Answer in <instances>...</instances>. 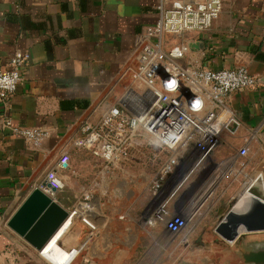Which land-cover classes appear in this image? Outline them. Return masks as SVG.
Returning a JSON list of instances; mask_svg holds the SVG:
<instances>
[{"label": "crops", "instance_id": "0c3cea01", "mask_svg": "<svg viewBox=\"0 0 264 264\" xmlns=\"http://www.w3.org/2000/svg\"><path fill=\"white\" fill-rule=\"evenodd\" d=\"M158 3L0 0V68L7 67L16 51L30 54L29 62L22 67L23 81L7 100L0 101V264H55L10 228L8 221L31 191L45 182L48 171L56 170L66 184L67 177L77 178L76 166L90 164L83 158L90 152L78 148L75 139L83 134L85 126H97L129 87L137 86L134 74L139 51L151 44L145 30L158 18ZM163 47L166 51L186 48L188 53L178 58L183 67L246 66L260 84L229 96L227 107L233 122L223 127L209 161L197 165V158L189 159L192 156L188 157L186 149L171 150L161 176L152 182L153 199L161 196L163 201L161 198L158 202L157 211L149 210L151 214L143 222L151 227L161 225L166 238L180 235L177 243L157 236L146 240L141 256L136 257V241L123 243L97 237L100 230L105 235L110 233L104 223L92 221L97 232L70 264L92 260L97 264L125 260L127 264H194L196 256L181 258L176 253L179 246H188L189 230L216 232V238H223L216 231L221 216L227 215L222 200L230 201L226 208H232L248 195L246 187L259 174L264 179V0H223V10L209 29L167 34ZM7 121L10 124L6 125ZM16 127H39L48 135L35 143L15 131ZM243 147L247 148L245 155L240 153ZM64 152L71 157L67 167L59 165ZM80 186L75 187V199L80 197ZM64 191H57L53 198L74 210ZM249 201L250 208L259 202ZM210 207L218 212L208 211ZM177 214L187 219L181 234L171 233L161 218ZM206 219L209 222L204 223ZM141 228L134 227L131 232ZM213 240H201L206 254L200 257L203 264H215L207 249ZM263 240L262 231L241 232L239 255L231 251L237 242L229 243L231 252L222 258V264H248L241 250H250Z\"/></svg>", "mask_w": 264, "mask_h": 264}, {"label": "built area", "instance_id": "2783aa9c", "mask_svg": "<svg viewBox=\"0 0 264 264\" xmlns=\"http://www.w3.org/2000/svg\"><path fill=\"white\" fill-rule=\"evenodd\" d=\"M157 9L156 22L145 30V38L151 44L139 51L134 74L137 86L129 87L97 126H85L83 134L75 139L78 148L92 151L108 167L121 163L140 134L170 151L186 149L188 157L192 156L189 159L197 158V165L209 161L220 142L223 127L233 122L227 107L229 96L260 84V79L246 66L183 67L178 58L188 50L166 51L163 47L167 34L209 29L223 10V0H159ZM29 60L28 52L16 51L7 67L0 68V101L15 93L24 78L22 67ZM14 130L35 143H41L48 135L47 130L39 127ZM240 153L245 155L247 148L243 147ZM70 161V154L64 152L59 165L67 167ZM257 177L263 179L261 174ZM38 186L53 197L65 184L56 170H50L45 182ZM168 215L161 217L167 229L173 234L181 233L187 226L186 217ZM88 264L97 263L92 260Z\"/></svg>", "mask_w": 264, "mask_h": 264}, {"label": "rangeland", "instance_id": "374dc122", "mask_svg": "<svg viewBox=\"0 0 264 264\" xmlns=\"http://www.w3.org/2000/svg\"><path fill=\"white\" fill-rule=\"evenodd\" d=\"M88 151L90 153L84 155L83 158L90 161L89 166L87 164L76 166L74 171L77 173V178L74 179L71 176L65 179L64 192H66L65 196L71 200L70 208L75 209L77 207L76 209L79 208L82 211L88 212V217L91 221L98 224L104 223L102 225H105L104 227L110 234L107 233L105 235L100 230L96 233L97 237L120 241L117 233H126L128 240L132 239L136 241V257L141 256L140 253L146 240L157 239V236H160L161 240H173V243H177L181 239L180 235L166 238L161 234V225L151 227L143 222L149 218L151 211L155 210V207H158V202L162 198L158 196L157 199H153L152 182L161 176L163 168L168 164L167 160L170 158V150L164 149L149 136L140 134L136 137L127 156L118 166L108 167L101 157L90 150ZM80 183L83 185L80 186ZM77 186H80L78 192V196L80 197L75 199L73 194ZM165 195L166 193L163 192L162 196L164 198ZM151 198L152 201H150ZM221 204L223 205L221 207H223L224 214H227L231 210V207L226 208L231 205L230 201L222 200ZM144 210L145 213L143 214ZM210 210L212 213L218 212V209L215 207H210L208 211ZM123 217L128 219V221H125ZM224 217L225 215L221 216L219 220L222 222ZM205 222H209V219H206ZM140 225L143 228L135 233L131 232L132 228ZM187 230H189V226ZM188 233V246H179L176 253L181 258L191 256L192 259V256H196L197 259L194 264H203L200 257L206 254H203L205 247L201 240H205L207 237H214L213 243L209 242L207 249L211 251L209 258L213 259L215 264H222V258L227 256L231 251H234L236 256L239 255L241 248L239 242L236 243L237 245L234 244L230 251L228 248L230 242L224 238H216V232L189 230ZM126 256L125 253L124 257ZM120 264H127L126 260L124 262L121 261Z\"/></svg>", "mask_w": 264, "mask_h": 264}, {"label": "water", "instance_id": "95a60500", "mask_svg": "<svg viewBox=\"0 0 264 264\" xmlns=\"http://www.w3.org/2000/svg\"><path fill=\"white\" fill-rule=\"evenodd\" d=\"M249 186L246 187L248 200L255 196L259 200L257 205L240 210L235 203L217 226L218 234L230 243L238 242L239 225L245 226L246 231L264 232L263 179L259 177ZM8 226L56 264H68L95 232L87 220L62 206L40 187L25 198L9 219ZM241 251L245 263L264 264V240L250 250Z\"/></svg>", "mask_w": 264, "mask_h": 264}, {"label": "bare ground", "instance_id": "6f19581e", "mask_svg": "<svg viewBox=\"0 0 264 264\" xmlns=\"http://www.w3.org/2000/svg\"><path fill=\"white\" fill-rule=\"evenodd\" d=\"M263 183H264V180H263ZM246 199H248V196L247 195H244V196H242L238 201H237V207L240 209V210H243V209H247V208H250V206L252 205L251 203H249V202H251V201H249V200H246ZM257 200V198L254 196V198H252V201H256ZM74 213H77V214H79L83 219H85V220H87L91 225H92V229L95 231L94 232V234L97 232V230H98V228H97V226L94 224V223H92L90 220H89V218H88V216H89V213L88 212H85V211H82L81 209H74ZM125 221H128V219H124ZM228 222V221H227ZM247 228L245 227V226H243V225H239V226H237V229H236V231H237V233H241V232H243V231H245ZM94 234H93V236H94ZM118 234V239L120 240V241H126V240H128V235L126 234V233H124V232H118L117 233ZM91 239V238H90ZM44 254V253H43ZM45 255V254H44ZM75 258V257H74ZM73 258V259H74ZM72 259V260H73ZM72 260L68 263V264H70L71 262H72ZM53 262V261H52ZM53 263H55V262H53ZM56 264V263H55Z\"/></svg>", "mask_w": 264, "mask_h": 264}, {"label": "snow or ice", "instance_id": "6c2138e0", "mask_svg": "<svg viewBox=\"0 0 264 264\" xmlns=\"http://www.w3.org/2000/svg\"><path fill=\"white\" fill-rule=\"evenodd\" d=\"M171 86V85H170Z\"/></svg>", "mask_w": 264, "mask_h": 264}]
</instances>
